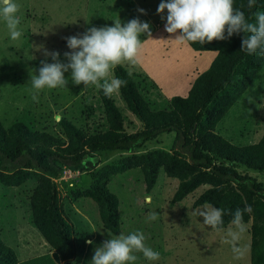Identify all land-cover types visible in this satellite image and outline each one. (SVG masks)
I'll return each instance as SVG.
<instances>
[{"label":"rangeland","instance_id":"374dc122","mask_svg":"<svg viewBox=\"0 0 264 264\" xmlns=\"http://www.w3.org/2000/svg\"><path fill=\"white\" fill-rule=\"evenodd\" d=\"M19 5L17 15L21 19L19 28L23 35L12 40L6 22L0 16V121L8 126L16 118L34 120V126L54 135H61L59 119L65 117L77 126L85 128V107L97 104L98 88L75 85L69 77L66 87H47L36 93L31 87V75L38 74L45 50L63 53L70 51L65 37L82 34L87 28L111 26L113 21L122 24L132 18L149 22L151 35L141 34L143 47L139 63L124 62L130 72L148 77L152 97L185 95L197 73L205 70L210 62L209 54H197L188 45L174 40L176 34L164 30L167 10L157 14L160 0H15ZM144 9V13L138 11ZM200 55L206 56L202 61ZM66 62V61H65ZM197 71H194L195 68ZM113 75V72H112ZM111 76L109 77V79ZM37 100H33V95ZM112 98L123 106L118 92ZM139 124H125L128 132L137 130ZM216 132L235 145L257 142L264 133V68L258 73L241 99L232 106L227 115L217 124ZM175 133H163L148 141L140 151L154 148L170 150ZM139 151V152H140ZM127 154L118 150L98 153L101 164L113 162ZM58 179V188L64 216L73 224L75 256L61 261L50 249L35 227L29 222L27 191L31 183L20 187L6 188L0 183V235L11 246L18 257V264H89L95 247L108 238L101 223L98 206L88 198L71 196L72 190L85 188L90 181L89 173L71 169L63 171ZM264 183V172L256 175ZM108 189L119 202L120 233L127 235L139 230L146 237L144 243L160 252V258L149 261L142 253H134L138 259L131 264H251L250 228L248 223H229L226 227L211 228L203 223L198 212L205 205L193 206V201L208 186L202 185L180 202L171 204L179 180L168 177L159 170L155 186L145 191L140 169H131L117 175ZM71 181V182H66ZM28 189V190H27ZM72 189V190H70ZM70 190V191H69ZM149 195V196H147ZM68 203V204H66ZM66 204V205H65ZM65 205V206H64ZM157 213L156 220H149L151 212ZM230 233L238 237L234 243ZM117 234V235H119ZM93 241L88 244L86 241ZM233 247L239 252H234Z\"/></svg>","mask_w":264,"mask_h":264},{"label":"trees","instance_id":"16d2710c","mask_svg":"<svg viewBox=\"0 0 264 264\" xmlns=\"http://www.w3.org/2000/svg\"><path fill=\"white\" fill-rule=\"evenodd\" d=\"M233 6L252 23L254 13L264 12V0H256L251 9L248 0H234ZM242 37L239 33L203 45L185 43L192 51L212 57L185 95L157 96V100L152 97V88L157 86L147 76L120 64L113 75L127 81L118 91L123 106L98 89L97 104L85 107V128L61 117L62 134L54 135L37 129L34 120L27 119L30 113L8 126L0 121V183L6 188L32 184L27 189L29 222L59 260L68 261L76 253L73 224L64 216L58 188L65 169L89 173L88 186L70 189L71 196L97 204L102 226L116 235L121 224L119 202L109 191V183L119 174L140 169L149 193L163 169L168 177L179 180L171 204L207 185L193 206L211 204L223 209V223L217 229L234 222L237 208L242 211L240 223L252 219L250 262L264 264V183L256 177L264 172V133L257 142L235 145L216 132L217 124L264 68L258 51L248 55L240 50ZM126 123L139 127L128 132ZM163 133H175L170 150L140 151ZM109 150L127 154L101 164L98 153ZM18 261L15 250L0 235V264Z\"/></svg>","mask_w":264,"mask_h":264},{"label":"clouds","instance_id":"9594fccd","mask_svg":"<svg viewBox=\"0 0 264 264\" xmlns=\"http://www.w3.org/2000/svg\"><path fill=\"white\" fill-rule=\"evenodd\" d=\"M255 3L256 0H248V8L251 9ZM233 4L234 0H160L156 12L161 14L167 10L166 17L161 16V19L166 21L164 30L169 34H176L174 40L179 44L203 45L243 33L240 50L248 55L258 51L264 57V12L254 13L255 23H252L246 19L245 13L234 8ZM18 11L19 5L15 0H0V16L6 22L12 40H17L23 35L19 28L21 19L17 15ZM138 11L144 13L145 10ZM141 34L151 35L150 23L132 18L123 24L119 19L113 21L111 26H92L82 34L65 37L66 46L70 49L63 53L66 62L60 60L58 51L45 50V57L50 56L52 62L41 60L38 74L31 75V87L36 93L46 87H66L69 77H66L65 73L70 70L73 84L83 83L84 87L91 84L102 89L106 96H111L127 83L112 75L116 66L124 62L139 63L143 47ZM37 98L34 94L33 100ZM198 214L203 218L205 225L216 228L223 223L225 212L207 204ZM233 216L234 222L240 223L241 209L237 208ZM148 219L156 220L157 213L151 212ZM230 236L231 240L227 241L229 243H234L238 238L235 233H230ZM145 239L144 233L139 230L127 235L108 233V238L95 247L89 264H131L138 259L134 254L136 252L142 253L149 261L158 260L160 252L147 246ZM86 242L93 243L91 240ZM233 251L239 252V249L233 247Z\"/></svg>","mask_w":264,"mask_h":264},{"label":"crops","instance_id":"0c3cea01","mask_svg":"<svg viewBox=\"0 0 264 264\" xmlns=\"http://www.w3.org/2000/svg\"><path fill=\"white\" fill-rule=\"evenodd\" d=\"M195 53H197L198 55L200 54V53H198V52H195ZM201 54H202V53H201ZM203 55H204V54H203ZM200 57H201V59H202L203 62L206 61V59H205L206 56H203V57H202V56L200 55ZM206 62H207V61H206ZM194 68H195V67H194ZM193 70H194V71H197L196 68L193 69ZM42 239H43V238H42ZM43 240H44V239H43Z\"/></svg>","mask_w":264,"mask_h":264},{"label":"built area","instance_id":"2783aa9c","mask_svg":"<svg viewBox=\"0 0 264 264\" xmlns=\"http://www.w3.org/2000/svg\"><path fill=\"white\" fill-rule=\"evenodd\" d=\"M63 178V177H62Z\"/></svg>","mask_w":264,"mask_h":264}]
</instances>
